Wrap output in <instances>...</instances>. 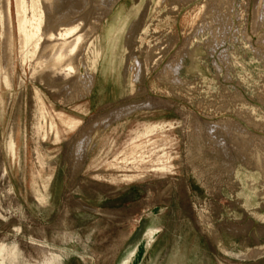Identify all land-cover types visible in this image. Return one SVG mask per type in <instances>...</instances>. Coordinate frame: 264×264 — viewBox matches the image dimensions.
Returning <instances> with one entry per match:
<instances>
[{
	"label": "rangeland",
	"instance_id": "1",
	"mask_svg": "<svg viewBox=\"0 0 264 264\" xmlns=\"http://www.w3.org/2000/svg\"><path fill=\"white\" fill-rule=\"evenodd\" d=\"M85 1L76 33L96 21V0ZM161 1L120 0L102 17L98 56L85 58L95 59L93 87L81 99L64 91L56 98L19 65L13 20L10 91L0 81L3 264H126L131 249L127 264H264V170L256 148L233 136L264 138L258 0ZM198 23L210 28L195 34ZM0 26L1 66L8 26ZM191 37L182 80L163 79Z\"/></svg>",
	"mask_w": 264,
	"mask_h": 264
},
{
	"label": "bare ground",
	"instance_id": "2",
	"mask_svg": "<svg viewBox=\"0 0 264 264\" xmlns=\"http://www.w3.org/2000/svg\"><path fill=\"white\" fill-rule=\"evenodd\" d=\"M4 1H5V14H4V17L0 16V25H2V20H4V22H6L8 26V31L6 35L5 44L2 48V53H1L2 54L1 56L2 65L0 66V81L3 82L5 87H7V89L10 91L11 81L9 77V71L13 66H15L14 64L15 45H14L13 31H12L13 20H15V24H16L15 27H17L16 33H18L17 35L18 40L16 42L18 46L16 47L17 48L16 50L19 56V60H18L20 63L19 65H21V67L23 68L27 65L31 67L32 72L34 74H37L36 76L38 77V80L40 82L45 83L47 87L50 88L51 90H54L55 94L58 91L61 93L64 91L65 94L73 93V94L78 95L79 99H81L80 97L87 96L90 93L93 87V83H94L93 73L95 70V59L92 60L90 65H88L89 62L85 60V58H88L87 57L88 55L86 56V53L91 52L95 54L97 58L98 52L96 50L95 51L92 50V44H93V41L97 39V36L99 33L98 31L99 21H101L102 17L108 15L112 5H114L115 3L117 4L120 0H96V3H94L95 4L94 8L96 9L95 10L96 11L95 13L96 21L92 22L83 31L78 32V33L76 32L79 30L80 25L79 24L74 25L75 23H72V22L75 18L79 17L78 15L79 11L86 7L87 1L85 0H4ZM161 2H164V0H162ZM228 2L226 4H228ZM208 3L209 2H207V4ZM224 5L225 3L222 6ZM13 7H14V11H13ZM230 7H231V4H230ZM218 8H219V5H218ZM212 9H215V8L212 7ZM214 16L215 14L212 15V18H214ZM216 16H218V14ZM117 17L118 18L122 17L121 11L118 12L116 18ZM260 19H263L264 21V4L262 3V0H258L257 3L255 4V9H254V14H253V26H256L257 28H259V26L262 23ZM204 23H200V24L198 23L199 25L195 28V34H198L200 31L206 28H210L209 26L207 27V25L209 24L206 25ZM216 28L218 29V27ZM224 29L226 28H221L220 30H218V32L212 31L213 40H214V42L212 41L213 46L215 42H217V44H218V41L219 43H222L224 39L223 35L226 32V30ZM209 32H211V30ZM236 32L238 33V31ZM194 39L195 38L191 37L187 40L185 47L179 51L176 57H174L175 60L170 64L171 66L169 67V69H166L162 73V76H164L163 79H166L172 83L180 82L182 80L181 78H179L178 74L183 65V58L188 53L187 48L188 46H190V43L193 42ZM261 39L264 41V35L261 37ZM205 40L207 41V39ZM125 45L127 46V44ZM131 59H133V64L131 66L132 70L134 69L135 74L138 75L139 71L141 70L140 69L141 63H139L138 59L134 57ZM82 67L86 69L85 70L86 72L84 75L80 73V70ZM56 98L61 99L62 98L61 94H58ZM130 113L128 111L127 114H130ZM122 117L123 115H115L112 118H114L113 120L116 121L117 119H120ZM228 125L229 123H221L220 128L228 129ZM91 131H89V133H92ZM235 131L237 134L234 133L233 134L234 137L242 139L243 141H246L249 145L251 144L252 147L256 148L257 164L260 167H262V170H264V138L257 137L248 132H244L243 134H240V132H238L236 129ZM15 135H16L15 127H13L11 130L10 136H9V148H8L10 149L9 152L11 153L14 151ZM80 144L81 142L79 141L78 146L74 150L76 160L79 159V155L81 151ZM161 170H165V168H161ZM37 199L39 201L42 200V198H39V197H37ZM155 235H156V231L148 232V234L145 236V241H144L146 246L149 245V243H151V241L155 238ZM3 252H4L3 249H0V264H3ZM133 252H134V249H131L129 251L128 255L123 260L124 263L127 264V262L131 260V256Z\"/></svg>",
	"mask_w": 264,
	"mask_h": 264
}]
</instances>
